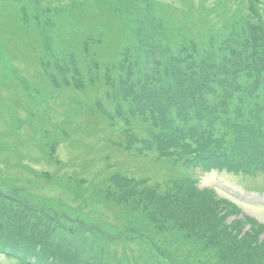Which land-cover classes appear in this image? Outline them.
<instances>
[{
  "label": "rangeland",
  "instance_id": "rangeland-1",
  "mask_svg": "<svg viewBox=\"0 0 264 264\" xmlns=\"http://www.w3.org/2000/svg\"><path fill=\"white\" fill-rule=\"evenodd\" d=\"M249 1L259 2L264 9V0H195L200 5L205 4L215 17H212L204 28L199 25V31L193 28V32H191L187 29V22H189L187 19L193 17L198 24L199 18H208L207 14L203 16V13L207 11L200 12L196 18L197 13H193L189 9L192 7L189 6L183 9L182 13L186 21L178 20L172 16V12L175 9H180L183 4L180 0H158L162 10L168 11L166 24L163 26L155 20L154 13H149L150 8L147 3H144V0H0V26L12 30V39L14 37L16 39V44L11 45L12 49L15 46L21 58H24L33 67L34 73L29 69L25 72L33 75L35 79L43 74L38 64V57L46 53V49L50 53L49 59L53 60L52 64H54L57 63V59H63L68 54L65 48H62V44L75 46L78 41H81L82 51L83 42L89 47L97 45L99 42L102 46L114 51L124 50L130 45L124 50L121 57L115 56L119 61L122 59V62L140 63L133 64V67H120L122 73L120 77L127 81L131 80L123 78L124 73L142 80L152 75L158 77L159 65H166V63H170L172 66L198 64L197 70L201 71L203 67H206V72L210 71L212 66L214 69L216 67L222 69L224 65L233 72L237 71V82L246 88L253 86L255 82L254 77L257 69H253L257 64V59L262 58L261 48L264 45V28L261 27L263 30L258 27L255 30L250 29L254 28L251 17L247 16L248 13H243L240 10ZM166 10L164 13L167 16ZM158 17L162 18V16ZM223 19L224 27L220 24ZM2 28L0 27V32H3ZM18 28L30 30L23 35L20 33L14 35V31ZM200 31H205V43L199 45L197 50L195 42L192 40V34L198 35ZM129 35L131 38L128 37ZM80 47L77 43V48ZM218 48L223 49L222 53H214V51H218ZM1 49L3 48L0 44ZM73 49L75 48L73 47ZM95 58L99 60V58ZM63 61L65 60L63 59ZM202 61L209 62L205 64ZM259 65L262 81L264 66ZM56 68V71L63 73L65 65H57ZM9 72H14L12 65L9 64L5 71L4 64L0 61V96H4L9 105L8 107L5 101L2 103L8 121H10L9 113L14 112V110H10L11 108L18 109L17 112L21 116H25L27 106H24L23 103L29 101V96L24 90L25 86L16 81L7 80ZM207 74L193 76V79H199L202 85L208 86V82L204 81V76ZM226 74V72L223 74L225 78L228 76ZM174 79V82L179 81L185 86V94L190 91L187 89L189 88L188 83L191 81L181 77ZM43 81L46 91L40 97L35 98L37 103L34 104L41 115L46 116L51 122L69 119L74 123L81 121L83 124H89L88 127H83L81 134L77 137H73L70 133L68 142L60 144L57 150L59 157L67 164L71 160L76 166H85L89 173L84 176L92 177L98 171L94 163L100 160L99 158L107 149L104 144L108 145L111 142L107 141L105 132L98 135V128L92 124L94 121L86 119L88 111L86 106L80 103H67V98L72 94L68 91L54 92L46 81ZM160 87L164 96L180 93L168 77L161 81ZM74 97L76 98L75 95ZM180 118L182 115L178 116V119ZM31 123L26 122L21 131L13 133L12 126H8L6 120L0 117V143L2 141L6 144L10 142L6 149L3 148V145L0 146V193L16 197L15 199L25 207H21L23 213L27 212V207L34 213H37L38 209L42 210L41 218L35 214L38 225L34 230L49 231L51 236L56 235L55 238L60 243L65 242L72 245L79 251V256L82 259L91 262L100 263L103 260L107 264H115V260L109 252V249H113L115 254L113 256H122L123 264H159L149 258L152 252L146 241L142 240L145 237L141 236V239H135V243L124 244L118 236L122 234V230L140 234L141 228L151 233V230L157 228L155 224L157 217L161 219L164 217L167 220H173V227L177 226V221H180L184 228L190 230L192 237H187L184 240L183 248L180 249L190 248L186 257L192 264H220L223 260L228 264L233 263L230 256L216 257L214 246L220 244L225 250L227 248L225 241L229 242L228 238L232 236V230L235 227L216 226L214 225L215 221L211 219L212 215H205L201 210L202 206L211 208L215 202H219V198L216 199L204 191H199L198 194L192 193L197 195L195 198H190L182 192H171V190L160 195L153 189L148 192L144 204L139 202L140 199L137 201L133 198L134 204L122 201L126 207L128 205L130 207L128 214L124 212L116 214L112 209L114 204L109 202L112 201V198L108 192H103L97 186L92 190L85 187L77 189L78 187L69 186L63 177H60V174H56L55 166L45 160L41 150L40 142L46 141L45 136L39 126ZM6 132L9 134L5 135ZM108 151L111 152L112 149L109 148ZM117 153L120 154L119 149ZM116 161L117 159L110 160L111 163ZM126 161L136 162L134 160ZM66 168L65 165L63 172H66ZM42 169L49 170V174ZM78 172L76 170V174ZM200 175L202 176L201 187L213 186L218 191L219 197L233 199L246 213L257 217L264 225V207L261 208L262 205L257 204L260 203L259 196H262L263 193H252L256 187L264 188V174L253 177L242 173L235 175L230 171H212L209 174L200 172ZM63 176H65L64 173ZM120 178L116 179L117 185L122 188L123 192L130 194L131 191L128 189L131 188V178L126 177V180ZM75 179L77 178H73L71 181ZM160 180L159 184L164 181V179ZM68 182L70 183V181ZM168 196H171L172 199H169ZM0 211L7 217L14 218V221L17 220V227L27 228L28 224L24 216L12 213L6 203L0 202ZM240 217L239 215L238 218ZM262 225L255 226L253 231L260 234ZM174 229L171 228L170 231ZM101 233L107 234L108 237L118 238L115 239L117 244L111 246L112 249L110 246L105 248L106 250L102 252L100 247H104L102 244L104 241H101L99 237ZM241 233L242 231L236 230L233 237H237ZM191 239L193 245L188 244ZM174 240L168 238L164 243L171 246ZM231 246L229 245V247ZM247 251L245 248L241 253L243 254L242 263L249 262V256L245 254ZM0 264L20 263L1 254ZM175 264L181 263L176 260ZM254 264H258V261Z\"/></svg>",
  "mask_w": 264,
  "mask_h": 264
},
{
  "label": "trees",
  "instance_id": "trees-1",
  "mask_svg": "<svg viewBox=\"0 0 264 264\" xmlns=\"http://www.w3.org/2000/svg\"><path fill=\"white\" fill-rule=\"evenodd\" d=\"M255 17H256L255 29H257L256 27L261 28L262 26H264V25L260 24L259 17L258 16H255ZM193 28H194V22H192V23L190 22L189 28H187V29H189L191 32H193ZM8 32H9L8 29L3 32V38L6 40V45H8L7 51L11 50V55H13V58L15 59L18 56V51L15 49V46H13V49H12L11 45L16 44V39H15V37L12 39V33H8ZM256 32H258V31H256ZM19 33L22 34L23 31L22 30H20L18 32L15 31L14 35L19 34ZM193 34L195 37H197L196 33H193ZM128 37L130 38V35ZM200 37L201 36H199V38ZM198 40L199 39H195L194 41L198 44L201 43V38H200L199 42H198ZM16 48H17V46H16ZM261 50L263 51L262 58L261 59L258 58L256 62H257V64H262L264 66V64H263V62H264V45L261 48ZM98 73H99V75H98L99 77L93 83V85H94L93 89L94 90H91L90 94H89L90 100H92L94 96L97 97V95H98V99L95 102V104L93 103L94 101H89V104L91 106H93V108L101 107V106H107V105L109 107L112 105L115 107H119V105L121 103L120 102L121 99H120V95L118 94V91L116 90V86H115L116 84H114V86L109 85L108 80H106L105 77L100 73V70ZM102 83L107 85L109 89L115 88L116 92H110V94H108V96L106 94L101 96L100 93H103V89H104V86ZM90 87L92 88V86H90L88 84L85 87L84 91L89 92L88 90ZM239 88H240L239 86H235L230 91H228L227 99L225 100L224 105L231 107V108H236L237 104H235V103L239 98ZM221 92H223L222 89H221ZM92 95H94V96H92ZM147 101H148V105H149L148 112L150 113V115H146L145 121L148 124H149V122H153V121L155 123V121H157V118H155L156 115L154 112L155 107H156V103H154L152 98L147 100ZM123 106H124V103L122 104V108H123ZM104 110H106V114L104 113L102 120L112 122L110 120L111 117L108 115V113L112 114V112L109 110V108L108 109L105 108ZM218 118H220V117H218ZM218 118L215 119L216 122H218V123L214 126V131L218 137H221L226 132L229 133L230 136H235L237 131H241V130L246 128L245 125L247 123L243 119H241V117H236L235 120H233L231 122L225 121L223 119H221V121H219ZM101 124H102V122H101ZM153 141H156V140L154 139ZM156 144L159 146L160 145L159 141L156 142ZM125 169L127 172L131 173V169L129 168V166L126 165ZM143 170L145 171L143 174H145V173L149 172V170H151V168L145 167ZM102 179L103 178H101V180H100L101 183H102ZM140 186H142V185H140V184L138 186L136 185V187L133 190L131 189V191L134 193V195L137 196L136 200L138 201L139 199H141V201H139V202L141 204H144L145 203L144 199L148 195V192L150 190L149 189H143V187L147 188L148 186H143L142 188ZM135 189H137L138 191H135ZM3 198L10 199L9 197H7L5 195L0 194V200H3ZM118 205H119V209L124 208L122 201ZM220 208H221L220 203L215 202L214 205L211 206V208H209V206L207 208V206H206V208H204V210H202V211H203V214L208 215V216L212 215V217L215 218L218 215V213L220 212ZM1 223H3V222H1ZM7 236L8 235H2L0 237V245H4L7 247L10 246L13 249H15L17 252L24 253L25 257L35 256V257H37L38 262L41 264H66L67 263V262H65L66 260L62 261L60 259L59 255L50 253L51 251H49L47 249H39L38 250V246H35V243L33 241H31V239L28 236L19 235V236H16L15 238L10 237L11 239L5 238ZM1 238H5V239H1ZM230 245H232V244H230ZM234 245H237V243L234 242ZM52 251H54V250H52Z\"/></svg>",
  "mask_w": 264,
  "mask_h": 264
}]
</instances>
